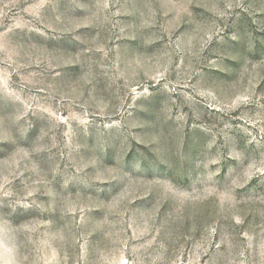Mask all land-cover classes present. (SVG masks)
<instances>
[{
    "label": "rangeland",
    "instance_id": "374dc122",
    "mask_svg": "<svg viewBox=\"0 0 264 264\" xmlns=\"http://www.w3.org/2000/svg\"><path fill=\"white\" fill-rule=\"evenodd\" d=\"M0 264H264V0H0Z\"/></svg>",
    "mask_w": 264,
    "mask_h": 264
}]
</instances>
